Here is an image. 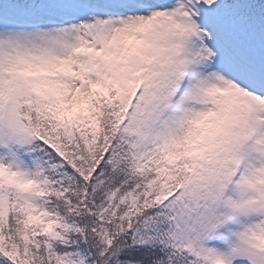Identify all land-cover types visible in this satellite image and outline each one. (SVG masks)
Listing matches in <instances>:
<instances>
[{
	"label": "snow or ice",
	"instance_id": "snow-or-ice-1",
	"mask_svg": "<svg viewBox=\"0 0 264 264\" xmlns=\"http://www.w3.org/2000/svg\"><path fill=\"white\" fill-rule=\"evenodd\" d=\"M0 264H264V0H0Z\"/></svg>",
	"mask_w": 264,
	"mask_h": 264
}]
</instances>
